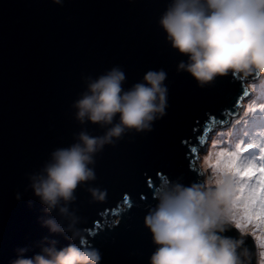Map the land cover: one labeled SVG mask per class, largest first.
<instances>
[{
    "label": "water",
    "instance_id": "95a60500",
    "mask_svg": "<svg viewBox=\"0 0 264 264\" xmlns=\"http://www.w3.org/2000/svg\"><path fill=\"white\" fill-rule=\"evenodd\" d=\"M169 3L0 0V264H10L20 247H30L28 256L39 251L37 242L48 230L39 220L42 206L27 189L28 174L54 149L73 143L82 128L103 134L97 125L79 124L72 104L87 77L114 66L125 72L126 89L147 71L164 70L166 115L150 131L132 130L106 145L95 158L96 180L78 188L71 208L100 250L102 264H149L155 245L145 216L157 203L156 186L164 176L184 184L199 179L203 142L238 112L248 92L247 83L230 74L201 85L178 70L187 56L171 46L159 24ZM190 147L197 153L189 154ZM89 187L106 190V200L94 201ZM246 243L254 252L251 236Z\"/></svg>",
    "mask_w": 264,
    "mask_h": 264
},
{
    "label": "clouds",
    "instance_id": "9594fccd",
    "mask_svg": "<svg viewBox=\"0 0 264 264\" xmlns=\"http://www.w3.org/2000/svg\"><path fill=\"white\" fill-rule=\"evenodd\" d=\"M53 3L62 6L64 0ZM159 24L171 46L187 56L179 71L201 85L230 74L256 95L239 119L207 141L196 182L164 176L156 186L157 203L145 216L155 245L149 264H264V131L236 133L254 113L264 111V0H170ZM166 78L162 69L149 70L126 89L119 66L86 78L85 90L72 104L74 116L79 124L91 123L104 132L94 135L82 128L73 143L54 149L39 170L28 174L27 189L42 206L39 220L48 235L31 256L30 247L17 248L10 264H102L100 250L71 208L75 193L96 180L95 158L106 145L132 130L150 131L166 115ZM253 148L258 155L246 154ZM88 191L94 201L106 200V190ZM232 228L238 236L226 234ZM57 236L68 243L61 245Z\"/></svg>",
    "mask_w": 264,
    "mask_h": 264
},
{
    "label": "rangeland",
    "instance_id": "374dc122",
    "mask_svg": "<svg viewBox=\"0 0 264 264\" xmlns=\"http://www.w3.org/2000/svg\"><path fill=\"white\" fill-rule=\"evenodd\" d=\"M256 79H259V78L257 77ZM248 92H249V94L247 95L248 97L244 101H242L241 105L239 106L238 112L233 117H231L230 120H228V122L225 125H222L220 127H215L209 132V134L207 135V139L203 142V149L199 150V152H200L199 154L200 155H199V158L196 160V164L197 165H198V162H199L201 154H203V153H205L207 151V141L211 138V136L214 135L216 133V131L230 126L236 119H239L243 115V112L246 110L249 102L256 95V93L253 92L252 90H250L249 87H248ZM260 112L261 111H259L258 114ZM258 121L260 122V124H263V128H264V114L262 116H260ZM249 122H252V118L250 119ZM238 127L241 128L242 126H238ZM263 128L261 127L260 129H263ZM253 151H256V148L251 149L249 153H252Z\"/></svg>",
    "mask_w": 264,
    "mask_h": 264
},
{
    "label": "bare ground",
    "instance_id": "6f19581e",
    "mask_svg": "<svg viewBox=\"0 0 264 264\" xmlns=\"http://www.w3.org/2000/svg\"><path fill=\"white\" fill-rule=\"evenodd\" d=\"M256 79V78H255ZM248 96L246 95V97L243 99V101L247 98ZM259 111H257L256 113H254L252 115V122H249L247 125L242 126L241 128L237 127L236 129V133L238 135H243L245 131L249 132V133H256L259 134L260 131H264L263 128V124H260V122L258 121V119L260 118V116H262L264 114V111L260 112L258 114ZM263 129H260V128ZM251 149L248 150V153L246 154H257L260 152V150L258 148H256V151H253L252 153H249Z\"/></svg>",
    "mask_w": 264,
    "mask_h": 264
},
{
    "label": "snow or ice",
    "instance_id": "6c2138e0",
    "mask_svg": "<svg viewBox=\"0 0 264 264\" xmlns=\"http://www.w3.org/2000/svg\"><path fill=\"white\" fill-rule=\"evenodd\" d=\"M244 95H245V96L248 95V92L245 91V92H244ZM197 130H198V129H194V131H197ZM184 143H185L186 145H188V141H187V140L184 141ZM195 153H197V148H196V147H190V148H189V154H195ZM125 197H126V201H128V200H129L128 196L125 195ZM129 204H130V203H129Z\"/></svg>",
    "mask_w": 264,
    "mask_h": 264
}]
</instances>
